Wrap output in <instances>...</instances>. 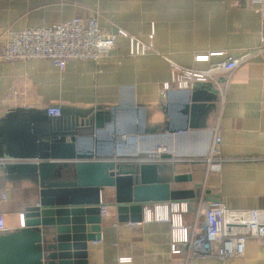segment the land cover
I'll use <instances>...</instances> for the list:
<instances>
[{"label":"crops","instance_id":"0c3cea01","mask_svg":"<svg viewBox=\"0 0 264 264\" xmlns=\"http://www.w3.org/2000/svg\"><path fill=\"white\" fill-rule=\"evenodd\" d=\"M250 0H0V32L10 28L50 27L75 17L95 16L107 33L117 29L152 48L131 57L127 39L119 38L109 55L99 62L68 61L63 71L48 60L3 62L0 59V117L12 109L67 107L79 110L116 109L113 126L101 135L108 153L125 161L157 163L160 179L189 174L192 182L172 184V189L200 188L204 199H217L237 209H264V65L255 58L227 79L224 99L215 87V107L206 117L187 109L185 94L163 84L170 81L171 64L205 69L194 57L211 52L237 56L254 49L264 37V20ZM1 56V49H0ZM221 58H213L217 62ZM195 86L191 87L193 89ZM218 136L220 168L206 170L202 159ZM90 140L82 142L91 145ZM164 150L163 161L150 155ZM104 160V159H101ZM32 161V160H30ZM32 163V162H31ZM0 213L9 229L16 227L20 201L7 188L0 173ZM102 218L100 238L87 243V264H117L121 256L132 264H264V239H248L242 257L219 261L170 252L167 223H120L109 205ZM196 202L189 203L184 222L192 224Z\"/></svg>","mask_w":264,"mask_h":264},{"label":"water","instance_id":"95a60500","mask_svg":"<svg viewBox=\"0 0 264 264\" xmlns=\"http://www.w3.org/2000/svg\"><path fill=\"white\" fill-rule=\"evenodd\" d=\"M178 91L186 97L184 112L206 117L215 107L207 85ZM58 108V117L47 109L21 108L0 117V160H32L0 164L25 218V228L0 234V264H87V243L100 238L101 199L107 196L120 223L141 222L146 205L198 200V186L172 189L192 182L191 175L162 181L159 164L104 151L99 142L112 128L116 109ZM86 140L94 145H83Z\"/></svg>","mask_w":264,"mask_h":264},{"label":"built area","instance_id":"2783aa9c","mask_svg":"<svg viewBox=\"0 0 264 264\" xmlns=\"http://www.w3.org/2000/svg\"><path fill=\"white\" fill-rule=\"evenodd\" d=\"M258 7L256 12L264 20V0H250ZM119 38L127 39L129 55L143 56L152 48V35L147 43L129 35L123 29L115 33L103 31L95 16L81 19L75 17L67 22L50 27L26 28L15 31L10 28L0 32V59L3 62L48 60L52 65L63 71L68 61L104 60L113 50ZM213 58H221L212 62ZM261 58L264 65V37H261L257 47L247 50L237 56H228L223 52H211L194 57L196 63H205L207 68L194 69L171 64L170 81L163 84L168 91L171 87L177 90H188L194 85L204 84L215 87L221 99L227 88V79L242 65ZM50 117H58L60 109H47ZM220 139L214 136L208 155L202 159H188V162L203 163L206 170L220 168L218 144ZM164 150L159 148L154 152L155 161H163ZM31 163L30 160H0L2 163ZM0 200L7 201L5 192H0ZM189 201H170L143 206L142 221L145 223H167L170 228V252L172 255H184L188 261L196 258H211L226 261L244 255L245 242L248 239H264V209L237 210L226 207L221 201L210 202L200 194L196 201L198 209L192 224L184 222V215L189 211ZM102 204V202H101ZM108 208L102 204L101 217H106ZM25 228V218L22 212L16 215V227ZM9 229L5 215L0 213V234ZM117 264H132V258L121 256Z\"/></svg>","mask_w":264,"mask_h":264}]
</instances>
